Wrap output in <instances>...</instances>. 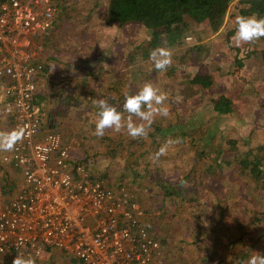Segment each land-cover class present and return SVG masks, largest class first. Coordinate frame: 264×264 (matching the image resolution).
Returning <instances> with one entry per match:
<instances>
[{
	"label": "rangeland",
	"instance_id": "1",
	"mask_svg": "<svg viewBox=\"0 0 264 264\" xmlns=\"http://www.w3.org/2000/svg\"><path fill=\"white\" fill-rule=\"evenodd\" d=\"M77 2L80 3V6ZM103 2L104 0H100L96 6L92 0H70L66 11L61 10V14L59 13L61 16L57 19V26L52 31L54 42L55 44L60 43V47H53L52 38L47 47H50L51 55L54 57L55 66H52L56 69L57 75L60 71L71 75L72 81L68 77V83L64 86L65 90L58 93L61 97L72 92V88L78 86L79 83L80 77L72 75L70 63L77 61L76 59L81 55V64L90 66L91 70L86 75L83 85L85 94L83 99L78 102L83 104L84 109L80 107L74 109L76 116L87 122L91 120L92 114H96L94 108L98 100L103 99L104 90L97 94L96 104H92L90 89L93 86L104 85L102 82L107 86L112 81L116 82V80L122 79L125 84L119 87L129 85V95H131L156 74V70L151 67V62L148 59L152 48L148 47L150 35L145 27L138 24L122 27L101 25L98 22L101 17H96V22L100 25L97 29L98 32L100 31L98 34L96 30H92V21L90 28H87L79 20L81 16H90L89 10L93 6H96L94 14L97 11L103 13L105 10ZM238 6V1L234 0L224 25L216 33L209 32L210 29L205 23L189 30L192 32L191 35L196 29L199 32L205 31L201 35L204 34V43L209 45L207 53L199 62L197 59L193 61L189 54V63L186 68L170 72V75H177L176 82L185 80L188 73L189 80L197 73H202L210 75L213 81L207 90L202 89L198 97V100H201L198 107L189 108L188 105L181 109V112L190 114V116L182 118L186 124H189L186 128L188 138L175 140L176 125L169 129L168 124L165 127L167 131H164L163 134L164 140L154 143L153 152H149L148 155L141 158L140 164L136 165H132L133 161L129 154L132 148H127L128 157L126 159L116 156L111 162L109 161V150L106 151L104 148L96 152L93 160L92 154L87 159H85L86 157L81 159L83 153L78 156L79 160H87L88 169L85 170V174L91 179L93 173L96 180L104 181L105 179L100 176V172L104 171L107 175H111V183L107 182L108 180L104 181L108 186L116 188L115 186L118 184H125L128 186L125 189L133 194L147 193L155 200V205L161 203L160 196L164 193L163 186L159 182L178 183L175 192L172 195H167L168 204L177 211L175 212L176 216L171 217L170 214L167 216L166 213L155 215L154 221H152L153 218L152 220L148 219L149 223H153V233L162 241L160 243L163 264H207L206 261L209 259H211V264H218L220 263L218 258L220 251L216 247L218 240L227 243L228 240H232V238L230 239L231 235L240 234L242 230L245 232L252 229L253 232L248 233V238L245 237V241L255 244L254 252L260 253V250H264V183L261 182L263 180L252 181L250 176V179L240 176L237 173V166H229L223 161L227 157H233L234 154L244 156L252 148L261 154L260 146L264 143V56L261 55V52L264 51V42H262L264 38L240 45L235 43L231 34L234 35L235 17L240 15ZM192 38L194 37L192 36ZM193 40L185 39L183 45L173 46L174 56L187 46L189 48L194 43ZM249 45L252 46V51L247 57L242 58L243 65L241 67L237 65L236 68L229 59L236 54L237 48L246 47L249 49ZM94 52L97 53L93 56ZM101 54L104 55L105 60L100 56ZM243 55L244 53L239 54V56ZM92 60L93 63L99 62V66H97L99 72H92ZM107 60L108 62H106ZM65 61H67V66L63 65ZM173 82H168L170 87L173 86ZM178 87L181 95L186 92L185 94L192 96L196 92L195 86L192 92L186 83ZM222 94L230 95L233 98L236 111L220 115L217 119L214 118L216 115L211 99ZM108 99L110 100L109 97ZM173 99L175 98H172L171 101ZM109 100L107 102L110 104ZM74 112L71 113V116L75 115ZM48 116L46 115V121ZM48 124L54 130L62 133L64 137L68 136L72 155H74L73 152L77 153L79 136L75 129L68 124L63 127L54 126L50 122ZM201 129L204 135L202 140L206 139V145L203 146L201 143L200 149L201 147L206 148V153L197 151L198 147L194 143V137L199 134ZM236 139L238 142L232 143ZM168 141H172V143H166ZM160 146H165L166 152L156 156ZM216 147L224 151L215 153ZM155 149L156 152H154ZM127 165H132L134 170H138L143 177L136 180L135 176L131 174V170L126 169L124 178L119 179L118 170ZM208 165L213 166V172L209 174L205 167ZM117 168L119 169L117 170ZM93 169L95 172H92ZM13 172H18L14 165H12V169L8 168L5 171L7 176L13 175ZM199 177L200 179H198ZM17 179L12 189L6 192L8 196L15 193L19 182ZM167 188L169 187L167 186ZM181 193L188 198L186 204L183 203ZM191 197L193 198L190 200ZM253 211H256L257 214L252 217ZM257 218L260 219L256 220ZM37 258H40V264H48L46 262L47 254ZM247 261L248 259L245 264Z\"/></svg>",
	"mask_w": 264,
	"mask_h": 264
},
{
	"label": "built area",
	"instance_id": "2",
	"mask_svg": "<svg viewBox=\"0 0 264 264\" xmlns=\"http://www.w3.org/2000/svg\"><path fill=\"white\" fill-rule=\"evenodd\" d=\"M59 13L55 0L0 1V92L20 136L3 157L19 182L11 196L0 189V253L39 257L53 247L84 264H163L160 240L128 191L89 178L63 135L44 129L40 94L52 72L43 40Z\"/></svg>",
	"mask_w": 264,
	"mask_h": 264
},
{
	"label": "trees",
	"instance_id": "3",
	"mask_svg": "<svg viewBox=\"0 0 264 264\" xmlns=\"http://www.w3.org/2000/svg\"><path fill=\"white\" fill-rule=\"evenodd\" d=\"M238 1V7L240 10V15H256V16H264V0H237ZM60 14L61 10H65L67 6L70 4V0H55ZM92 2L97 6L100 2V0H92ZM234 0H104L103 5L105 7V10L103 13L98 12L95 13L96 6H93L92 9L89 10L90 16H81L79 20L83 22V24L90 28V23L92 21V30H96L98 32V23L96 22V17H101V19L98 21L101 25H111V26H118L122 27L129 24H138L143 27H145L149 31V41H148V47H151L152 49L160 46V47H173L178 45H183L185 42V39H187L188 36L194 37V43L190 45L189 48H184L181 51L177 52L178 55L174 56L173 58V64L167 69L165 72H158L156 71L155 76L149 80V82L153 83L155 86L159 87L163 91H166L168 93L169 99H168V106H169V115L167 117H157L152 125L150 126V130L148 132L147 138H137L132 139L127 136L126 132L121 129L120 132L113 131L111 129H106L105 134L102 137H97L94 135V128H95V120H96V114H92L91 120L87 122L85 119L82 120L80 117L76 116V113L74 112V109L77 107H80L84 109L83 104L78 103L79 100L81 101L85 94V77L90 72L91 68L90 66H85L81 64L82 57L81 55L76 59L77 61L70 63L71 65V72L72 75H79L78 79V86L72 88V92L67 93L66 96L63 98L62 102H59L55 96H59V91H64V86L68 83V77L70 78L71 75L69 73L65 72V76H67L66 82L64 81L61 83V88L57 89L54 92V99L52 101H49L48 104L46 101L49 99L50 94L46 95L48 98H44V95L41 94L40 98H44L45 101V107H46V115L48 116V120L46 121V115L44 119V129L45 130H54L53 127L48 124V122L52 123L54 126L57 127H63L66 124H68L70 127H73L75 129L76 134L79 136L78 141V151L73 152L74 155H72L73 161L75 165H82L85 170L88 169V165H86L87 160H79L78 156L80 153H83L81 155V159H87L92 154V160L96 152L100 151V149L104 148L109 153V161L111 162L114 160L116 156L127 158V148H132L129 151L130 158H132L133 164L136 165L137 163L140 164V159L144 156L148 155L149 152H153L152 146L154 143L158 142L159 140H164L163 134L164 131H167V128L165 127L168 125V128L172 127L173 125H176V132L174 133L175 140H179L180 138H188V133H186V128H188L189 124H186L182 118L185 116H190V114L181 112V109L185 106L189 105V108L191 107H198L200 105L199 102L201 100H198V97L200 93L203 90H207L211 84L213 83L210 75H204L202 73H197L193 78L189 80L188 77L185 78V80H189L186 82L185 80H181L180 82H176L175 78L177 75H170V72L172 70L178 71L186 68V65L189 63V54H191V59L196 60L199 62L204 55L207 53V48L209 45L204 43L203 35L202 33H205L204 30H193V35H191L192 32L189 30L195 29L200 24H207V27H209L210 31L212 33H216L219 31L222 26L224 25L225 19L227 17V14L229 12V9L232 5ZM77 4L80 3L77 2ZM98 8V7H97ZM86 13V12H85ZM61 16V15H60ZM59 16V17H60ZM95 19V20H94ZM94 20V22H93ZM57 26V25H56ZM55 26V27H56ZM50 30L48 34H46L45 39L43 40L44 45V57L46 58L51 65L55 66V63L53 61L54 57L51 55V49L49 46V40L52 38V45L54 48L60 47V43L54 42V37L52 36V31L55 29ZM190 33V35H189ZM233 33V31H232ZM231 34V33H230ZM233 36V34H231ZM190 39V40H192ZM263 39V38H261ZM259 39V40H261ZM165 41V42H164ZM264 42V41H262ZM252 45V43H251ZM184 47V46H182ZM252 46L249 45V49H246V47L237 48L236 54L233 56V58H230L229 61L232 62L235 67L243 65L242 58L247 57L250 52L252 51ZM73 51V49L71 48ZM246 50V51H244ZM257 52V51H255ZM97 52H94L93 56L96 55ZM240 53H244L243 56H239ZM261 55L264 56V51L261 52ZM101 57H105L103 54L100 55ZM239 56V57H238ZM190 59V61H191ZM45 61V59H44ZM92 60V72H99L97 66H99V62ZM108 62V60L106 61ZM46 67L50 68L46 62ZM63 65L67 66V61L63 63ZM100 68V67H99ZM84 75V77H81ZM113 78V76H112ZM71 80V78H70ZM72 81V80H71ZM173 82V86L170 87L168 82ZM189 85V89H192V92L194 91V86L196 88V92L192 94V96L185 94H180L179 85L185 84ZM101 86H93L92 89H90L92 93V104H96V96L98 93L102 92L103 90V99H106L108 101V97L110 98L109 102L110 105L116 107L118 110L123 111V102L122 100L125 97V94L128 92L129 94V85H124L122 87H119L120 85L125 84V81L122 79L116 80V82H110L107 86L105 83L102 82ZM88 88V87H86ZM135 94V93H133ZM189 94V93H188ZM2 98V94L0 92V133H9L12 134L10 131H6V125L7 128L10 125V122L12 120L11 116H6L3 113L2 108L5 102L7 100H4ZM172 98H175L172 100ZM211 101L214 104L213 110L216 116L214 118L219 119L220 115L224 114H230L236 111V107L233 103V98L230 95L222 94L218 96L215 99H211ZM63 103V104H61ZM112 103V104H111ZM77 105V106H76ZM76 106V107H75ZM96 110V107L94 108ZM74 112L75 115L71 113ZM70 114V115H69ZM125 116H127V113H124ZM50 118V119H49ZM185 124H184V123ZM79 123V124H78ZM6 124V125H5ZM179 128V129H178ZM203 128V127H201ZM57 131V130H56ZM64 137V136H63ZM168 137V136H167ZM166 137V138H167ZM202 137H204L202 129L199 132V134L194 137V143L197 145L199 152H205L206 148L201 147L200 145L202 143L203 146L206 145L204 138L202 140ZM69 137L65 136L64 141L68 145L70 144L68 141ZM208 139V137H207ZM173 139V141H175ZM172 142V141H171ZM238 140L236 139L232 143H237ZM91 146V147H90ZM161 147V146H160ZM159 147V148H160ZM261 148V154H259L258 150L252 148L249 150L250 152L246 153L244 156H241V154H234L233 157L230 156V158H226L223 161L230 165H235L238 167V175L244 176L247 179H250L252 177V181H261L262 184L264 183V143L260 146ZM72 150V149H71ZM196 151V152H197ZM224 150L220 149L219 147H216L214 152L220 153ZM156 152V149L155 151ZM6 151L0 150V187L3 189V192L6 193L9 190L12 189L13 184H15V180L17 179V172H13V175H8L5 173V171L10 168L12 169V163L3 161L2 158ZM74 156V157H73ZM129 165L122 167L121 169L117 168L118 170V177L119 179L124 178L125 170L130 169L131 174L135 176V179H141L143 177L142 174L138 170H134V168ZM220 165V163H219ZM195 166V165H194ZM129 167V168H128ZM206 172L209 174L213 172L212 168L213 166H205ZM218 167V166H216ZM204 168V165H203ZM92 172H95L94 169ZM100 172V171H99ZM101 178L108 180L107 182H110L111 175H107L106 172L102 171ZM250 176V177H249ZM90 178V177H89ZM92 179H95L94 174L92 173ZM98 179V178H97ZM200 179V177L198 178ZM104 180V181H105ZM111 183V182H110ZM161 186H163L162 196H160L161 203L159 205H155V200L152 197H149L147 193H141L137 192V194H133V192H129V190H126L125 188L128 187L125 184L123 185H116L114 188L115 190L120 191L122 194L126 191H128V198H131V200L136 201L140 207L144 210L145 213V220L153 218L152 221H154L155 215L159 214H166L171 217H175L177 211L173 210L170 205L167 202V195H172L175 192V188L178 183H165V182H159ZM261 184V185H262ZM167 186L169 188H167ZM11 196V194H10ZM181 198L183 199V203L186 204L188 201V198L184 196L183 193L180 194ZM193 197L190 198V200ZM158 210V211H156ZM257 214L256 211H253L251 213L252 217ZM247 216V215H246ZM260 218H257L256 220H259ZM157 220V218H156ZM151 225V233H153V223L150 222ZM201 227V226H200ZM199 227V228H200ZM252 229L247 230L243 232L241 231L240 234L237 235H231L230 239L227 243H223L222 240H218V245L216 246L217 249L220 251V255H218V258L220 259V263L218 264H245V261L249 259L250 256L256 254L254 253V243H247L245 241V237H247L248 233H252ZM239 233V232H238ZM155 235V234H154ZM157 236H159L157 234ZM159 239V237H157ZM248 238V237H247ZM160 240V239H159ZM196 241L198 239H195ZM165 242V240H163ZM162 242V241H160ZM48 259L46 262L48 264H84L83 261L80 259H77L73 256L68 255L63 250L56 249L53 247H48ZM165 252V251H164ZM261 254H264V250H260ZM16 254L12 253H0V264H13V260L16 257ZM35 258V264H40V258H37L38 256H33ZM166 258V257H165ZM204 260V259H203ZM207 264H211V259L206 261Z\"/></svg>",
	"mask_w": 264,
	"mask_h": 264
},
{
	"label": "clouds",
	"instance_id": "4",
	"mask_svg": "<svg viewBox=\"0 0 264 264\" xmlns=\"http://www.w3.org/2000/svg\"><path fill=\"white\" fill-rule=\"evenodd\" d=\"M261 38H264V16L238 15L235 17L233 39L237 45L254 42ZM173 58L174 49L172 47L157 46L148 54L151 67L158 72L167 71L174 62ZM168 99V93L151 82H145L135 94H125L123 111L110 105L105 99H99L96 105L94 135L102 137L106 129L116 132L123 129L132 139L147 138L154 120L158 116L167 117L169 115ZM124 113H127V116ZM19 139L18 133H0V150H12ZM165 152L166 147L162 146L156 156L163 155ZM254 253L256 254L249 257L247 264H264V254ZM13 264H35V258L18 252Z\"/></svg>",
	"mask_w": 264,
	"mask_h": 264
},
{
	"label": "crops",
	"instance_id": "5",
	"mask_svg": "<svg viewBox=\"0 0 264 264\" xmlns=\"http://www.w3.org/2000/svg\"><path fill=\"white\" fill-rule=\"evenodd\" d=\"M50 32V31H49ZM48 32V33H49ZM47 33V34H48ZM46 36V35H45ZM45 39V38H44ZM44 59H45V62H46V64L50 67V69H51V72H52V74L50 75V79H49V81L47 82V84H46V86H48L46 89H45V91H44V94L43 93H41V94H43L44 95V98H45V96L46 95H48V94H50V97H49V99L46 101V103L48 104V102L49 101H52L53 99H54V92L57 90V89H59V88H61V83H63L64 81L66 82V80H67V76H65L64 74H66L65 73V71H60V73H59V75H57V73H56V69H54L53 68V66L51 65V63H49V61H47L46 60V58L44 57ZM0 91H1V89H0ZM47 91H49L48 93H47ZM61 91V90H60ZM62 92V91H61ZM40 94V95H41ZM44 98H43V100H44ZM46 98H48V96H46ZM55 98L59 101V102H62L63 101V98H64V96H60V97H58V96H55ZM2 99V98H1ZM61 104H63V103H61ZM3 107H4V105H3ZM2 110H3V108H2ZM3 113L6 115V116H11V115H7L5 112H4V110H3ZM12 117V116H11ZM6 125V124H5ZM14 125V123H13V117H12V120H11V122H10V125H9V127L7 128V125H6V131H10L12 134H15L14 133V130H13V126ZM45 126V125H44ZM65 138V137H64ZM69 142V141H68ZM10 151L11 150H9V151H7L5 154H8V153H10ZM4 154V155H5ZM4 157V156H3ZM2 160H3V158H2ZM4 161V160H3ZM13 165V164H12ZM18 174H19V170H18V172H17V176H18ZM0 189H1V191L3 192V189L0 187ZM144 220V224L148 227V230L150 231L151 230V225H150V223H149V221H148V219L147 220H145V219H143ZM151 232V231H150ZM48 253L49 252H47V255H48Z\"/></svg>",
	"mask_w": 264,
	"mask_h": 264
}]
</instances>
